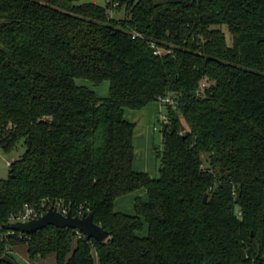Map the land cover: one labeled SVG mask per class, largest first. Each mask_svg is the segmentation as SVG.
I'll return each mask as SVG.
<instances>
[{
    "label": "trees",
    "instance_id": "16d2710c",
    "mask_svg": "<svg viewBox=\"0 0 264 264\" xmlns=\"http://www.w3.org/2000/svg\"><path fill=\"white\" fill-rule=\"evenodd\" d=\"M152 103L158 178L134 169L125 117ZM20 144L0 179V264L18 248L57 264H264V0H0V150ZM139 190L134 214L116 211ZM51 206L111 236L11 230Z\"/></svg>",
    "mask_w": 264,
    "mask_h": 264
},
{
    "label": "rangeland",
    "instance_id": "374dc122",
    "mask_svg": "<svg viewBox=\"0 0 264 264\" xmlns=\"http://www.w3.org/2000/svg\"><path fill=\"white\" fill-rule=\"evenodd\" d=\"M106 2H108V0L99 3L104 4ZM77 83L94 90L99 98H108L110 95L109 82H105L100 86H95L92 82L87 80H78ZM158 105V103H152L146 109L138 111L127 109L126 113L127 118L130 121H134L137 126L134 140L136 148L134 169L147 172L152 178L159 177V154H161L163 149L161 121L163 120L164 113L163 111L155 112L159 107ZM24 151L25 148L23 144H20L17 150L10 153H5L0 150V179H7L9 177L10 168L8 162L18 160ZM137 197L146 199V191H135L118 199L115 203L116 211L134 214L133 205ZM15 258L19 264H28L20 253H16Z\"/></svg>",
    "mask_w": 264,
    "mask_h": 264
},
{
    "label": "water",
    "instance_id": "95a60500",
    "mask_svg": "<svg viewBox=\"0 0 264 264\" xmlns=\"http://www.w3.org/2000/svg\"><path fill=\"white\" fill-rule=\"evenodd\" d=\"M206 199L207 197L204 200L206 201ZM49 226L59 229H73L83 234L87 239H95L99 242H103L111 236L110 232L105 231L95 223L93 213H89L84 217L73 216L71 213L64 215L55 206H51L47 213L38 219L12 224L11 230L31 235ZM2 260L8 264H15V261L9 256H4Z\"/></svg>",
    "mask_w": 264,
    "mask_h": 264
},
{
    "label": "crops",
    "instance_id": "0c3cea01",
    "mask_svg": "<svg viewBox=\"0 0 264 264\" xmlns=\"http://www.w3.org/2000/svg\"><path fill=\"white\" fill-rule=\"evenodd\" d=\"M159 105V107H158V109H156L155 110V112H157V111H159V112H162L163 111V107H162V105L160 104V103H158ZM151 105V104H150ZM147 108V107H146ZM145 108V109H146ZM126 113H127V110H126ZM125 117H126V119L128 120V121H130L128 118H127V116H126V114H125ZM130 122H132V123H135L134 121H130ZM136 124V123H135ZM135 140V139H134ZM134 144H135V141H134ZM135 152H136V148H135ZM135 161H136V158H135ZM10 163H11V161H9L8 162V165H10ZM134 164H135V162H134ZM136 170V169H135ZM137 171V170H136ZM138 172H142V171H138ZM145 173H147V172H145ZM147 194V193H146ZM136 199V198H135ZM147 199V198H146ZM145 199V200H146ZM135 203V202H134ZM121 204H123V203H121ZM133 207H134V205H133ZM122 213H124V212H122ZM126 214H128V213H126ZM132 215V214H131ZM14 253L16 254V253H20L22 256H23V258L27 261V263L28 264H57L56 263V257L55 256H50L49 258H47V259H38V260H35V261H31L30 259H29V257H28V254H27V250H26V248H18V249H16L15 251H14Z\"/></svg>",
    "mask_w": 264,
    "mask_h": 264
},
{
    "label": "built area",
    "instance_id": "2783aa9c",
    "mask_svg": "<svg viewBox=\"0 0 264 264\" xmlns=\"http://www.w3.org/2000/svg\"><path fill=\"white\" fill-rule=\"evenodd\" d=\"M101 1H106V0H95V2H101ZM166 102H171V101H170V99H168V100H166ZM61 213H63L64 215L68 214V212L66 210H64ZM38 218H39V215L34 209H32L30 207H26L22 213H20L18 216L13 218V221H15L16 223L17 222H28V221L38 219Z\"/></svg>",
    "mask_w": 264,
    "mask_h": 264
}]
</instances>
